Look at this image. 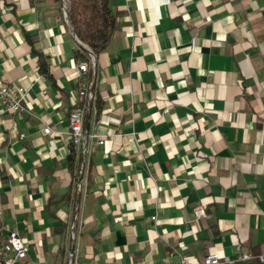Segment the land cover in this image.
Wrapping results in <instances>:
<instances>
[{"label":"crops","instance_id":"1","mask_svg":"<svg viewBox=\"0 0 264 264\" xmlns=\"http://www.w3.org/2000/svg\"><path fill=\"white\" fill-rule=\"evenodd\" d=\"M109 3L123 13L95 54L81 169L66 130L88 47L75 56L61 0H0V76L26 92L0 115L1 236L37 264H67L71 243L77 264L264 256V0Z\"/></svg>","mask_w":264,"mask_h":264},{"label":"built area","instance_id":"2","mask_svg":"<svg viewBox=\"0 0 264 264\" xmlns=\"http://www.w3.org/2000/svg\"><path fill=\"white\" fill-rule=\"evenodd\" d=\"M67 1L61 0V13L66 19ZM89 58L80 60L77 64L78 68V88L77 96L80 104L71 108L68 112V125L66 134L69 138V144L65 148L70 151L71 146L77 158L82 161L81 169L84 167L85 161L90 153L89 147L86 145V136L84 130L85 111L96 98L93 91V76L96 73L95 54L88 48ZM26 92L11 83L6 82L0 76V115L4 113H19L25 110ZM43 133L51 134L52 129L46 125L42 129ZM24 134L20 133L19 137ZM96 136V135H95ZM103 143V140H99ZM82 172V171H81ZM81 186V180L77 183ZM194 218H200L205 215V209L202 205H196L193 208ZM152 219H156L152 216ZM71 240H74L75 234L71 232ZM28 243L17 230L9 231L6 237L0 234V264H37L28 257ZM236 255L234 257L223 254L219 251L207 253L200 261H191L186 255L180 256L179 264H235L236 262H244L257 258L264 260L262 254H254L250 251H242L240 244L235 245ZM175 252V249L169 251V256ZM67 264H77L76 255L74 253L73 244L71 243L67 253ZM170 264H176L174 262Z\"/></svg>","mask_w":264,"mask_h":264},{"label":"trees","instance_id":"3","mask_svg":"<svg viewBox=\"0 0 264 264\" xmlns=\"http://www.w3.org/2000/svg\"><path fill=\"white\" fill-rule=\"evenodd\" d=\"M66 1L67 24L72 33L79 40L78 48L74 53L75 56H82V53L85 52L86 46L90 48L94 54H98L106 47V44L115 28L117 18L121 16L123 12L113 10L110 6L109 0ZM26 38L31 45L32 52L37 56V67L39 72L49 78H53L49 72L46 56L34 48L33 40L30 35H26ZM98 102L99 101L97 100V103ZM75 157L74 150L71 146L67 157L70 168L73 167V161L76 159ZM205 255L206 254H204V256Z\"/></svg>","mask_w":264,"mask_h":264}]
</instances>
